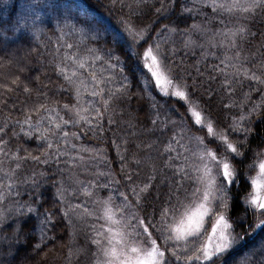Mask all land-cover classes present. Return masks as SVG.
I'll use <instances>...</instances> for the list:
<instances>
[{
  "label": "snow or ice",
  "instance_id": "1",
  "mask_svg": "<svg viewBox=\"0 0 264 264\" xmlns=\"http://www.w3.org/2000/svg\"><path fill=\"white\" fill-rule=\"evenodd\" d=\"M100 7L108 18L87 8L73 13L72 6L55 0H35L0 21V264H13L23 246L31 243L39 252L54 240L48 233L57 212L69 225L75 219L90 229L91 264H264V238L235 255L243 243L237 228L247 223L249 209L256 222L248 227L264 229V152L250 146L255 124L264 123V52L249 55L244 49L258 34L251 25L258 18L264 23V0H108ZM41 12L74 20L68 26L78 40L69 42L57 27L55 41L49 37L44 44L47 62L62 81L55 94L67 93L70 103H60L44 90L47 86L34 88L20 75L27 64L13 45L26 43L29 34L39 39ZM200 16L203 21L195 22ZM178 36L183 49L199 47L205 61H219L207 81L199 68L192 77L176 63ZM121 53L134 61L131 77ZM246 81L249 90L236 103L232 98ZM134 82L143 93L139 99L148 104L150 127L138 128L129 119L120 143L111 141L121 162L118 179L106 150L83 139L91 134L102 141L112 130L131 105ZM253 92L258 101H252ZM217 105L229 113L239 108V115H213ZM15 112L20 117L13 119ZM21 136L39 141L43 151L11 148ZM249 152L254 163L248 167L258 171L247 177L252 191L240 201L241 167ZM28 162L49 166L51 176L34 168L26 172ZM128 164L133 171L126 170ZM145 166L149 172L141 178ZM49 182L55 211H41ZM238 202L244 215L233 219L229 213ZM81 251L89 250L77 249L75 255ZM73 255L69 249V264Z\"/></svg>",
  "mask_w": 264,
  "mask_h": 264
},
{
  "label": "trees",
  "instance_id": "2",
  "mask_svg": "<svg viewBox=\"0 0 264 264\" xmlns=\"http://www.w3.org/2000/svg\"><path fill=\"white\" fill-rule=\"evenodd\" d=\"M34 2L35 0H0V21H7L10 17L14 18L22 11V5L32 4ZM55 2L72 6L73 13L77 12V10L80 8H87L89 12L108 18V12L106 11V9L104 7H100V5L102 4L106 5L108 0H99V3H97V0H55ZM127 11H128L127 9H124V12ZM119 15H120L119 10H116L112 13L111 15L112 24L114 25L117 24ZM41 16H44L45 18L43 20V23L38 22V26L42 29V31L37 34L39 36V39H36L31 34H29V40L26 43H17L13 45L14 48L19 49L18 56L22 59H25V62L27 64V70L23 73H20V75L22 79L24 77H29L30 80H26L25 82L26 83L30 82L31 86L34 88H41L43 86H47L44 88V90L48 91L49 95L53 96L54 99L59 100L60 103H70L71 102L70 97L67 93H64L62 95L55 94V89L57 85L62 83V81L56 77L52 67L47 62L46 56L49 49L45 48L44 44L48 41L49 37H51V39L55 41L56 36L59 35V32H56L54 35V30L57 29V27L62 29L67 34L65 36V39L69 40V42H72L73 40H78L79 39L78 35H73L71 28L68 26L74 23V20H72L71 18L65 20L62 15L60 17H56L53 15L45 16L44 12H41ZM203 19H204L203 16L197 17L195 18V22L198 23L202 22ZM147 22H150V20ZM192 22H193L192 19H188L187 21L188 24H191ZM185 26H186L185 23L181 21L180 27L183 28ZM213 27H220V25H213ZM251 27H252V31L257 32L258 34L255 37L250 38L249 41L244 43L245 52L249 55H251V53L257 52V49H259L261 52H264V48H260V45L264 43V23H261L258 18L257 21L251 25ZM16 35L18 36L19 33H17ZM3 38L4 37H0V39ZM15 38H16L15 36L7 37V39L9 40H14ZM176 40H177L176 47L178 48L177 55L175 56L176 63L182 64L184 67H186L192 77H196L198 75L196 69L199 68L204 73L203 79L207 81L209 73H212V65L218 64L219 61L213 59L212 57H209L207 61H205L202 50L199 47H194L192 49H183L180 43L181 38L178 36L176 37ZM37 52L41 53L42 55H38ZM217 54L219 55L220 53L217 52ZM121 59L126 60L125 74L131 77L133 71V63H134L133 59H127L122 53H121ZM257 59H259L258 56ZM218 83L219 80L213 82L212 87L217 88ZM248 83L249 82L247 81L245 82V86L243 89L237 88V92L235 96L232 98L233 100L236 101V103H240L241 100L243 99V93L249 90ZM132 93H133V99L128 110L124 113L122 117L121 116L116 117L117 123L112 127L111 131L105 132L102 141H106V143L91 137V134L89 135L88 138L83 139V143L85 145L100 146L106 150L108 158L111 160V168L113 172L117 175L118 179L120 178L121 162L117 157L116 149L112 146L111 141L115 139L117 143H120V137L125 134L124 121H127L129 119L134 118L138 128L150 127L147 121V114L149 112L148 104L145 100L139 99V96L143 95V93L141 92L140 88L137 87L135 82L133 83ZM259 98L260 96L258 93L256 92L252 93V101H258ZM20 99H23L22 95L20 96ZM84 99H89V98L85 96ZM157 100H159L161 104H164V100H162L159 96H157ZM226 102L229 101L226 100ZM250 104L251 101L249 102V106ZM246 110H247V106L245 108V111ZM239 112H240L239 108H233L231 110V113H229L228 110L222 109L221 106L217 105L213 115H220L222 119H226V117L229 114L239 115ZM129 113H131V116L129 115ZM109 115H111V112L109 113ZM18 117H20L19 112L13 113V119ZM254 131H255V135L250 138V146L252 149L253 147H255L254 143L259 142L264 137V123H260L258 121L254 126ZM9 135H11V132H9ZM18 146L21 147L22 149H27L28 152L33 154H39L41 151H43V146L40 145L39 141H37L36 139L25 140L22 136L19 140H13L12 143L10 144V147L13 149H15ZM252 154H253L252 152L247 153V157L244 160V162L248 159V157L251 158ZM141 155L144 154L142 153ZM247 161H250V159ZM24 167H25V171L28 173H30L31 170L34 168L36 172H45L49 176H51V172L49 171V166L43 164L33 165L31 162H28L25 164ZM51 168L52 170H54L55 165H52ZM126 170L133 171L134 166L128 164L126 165ZM148 172H149V168L145 166L140 173L141 178H143L145 174ZM250 173L251 171L244 176L246 180H248L247 177L250 176ZM81 178L83 179V177ZM157 183H159V179ZM242 184L245 187L247 186L246 181H242L241 185ZM241 189L242 186L240 187V192ZM121 190L123 191L125 189L121 188ZM43 191H44V196L42 197V200L44 201V205L41 211H43L45 208L55 211V207L52 199V195L55 189L51 187L50 182L43 189ZM101 195L106 196L107 193L104 192L101 193ZM23 199H27V196H24ZM76 202L78 201L73 200V203ZM116 202L117 203L120 202L119 198H117ZM89 207H91L90 204ZM244 207L245 206L242 205V203L240 202L234 204L229 215L233 219H235L237 216L244 215ZM150 210L151 209H149V211ZM246 219H247V223H245L242 228H237V231L243 234V243L240 245L235 255H239L240 253L247 251L248 249L252 248V246L257 245L258 242L262 238H264V229H257L255 232L251 231V233H248V230L245 229V226H247L248 224H250V222L252 223L253 220H255L251 216L250 209ZM55 220H56L55 227L52 228V230L48 233L49 235L54 236L55 239L50 240L46 244V246H44L42 250L39 252H33L31 243L21 247L19 251V255L16 257L13 264H69V259H68L69 249H71L74 253L70 264H91L90 253L95 249L91 247L87 242V235L91 234L90 229H87L79 221H76L75 219L73 220V224L69 225L68 221L62 218L60 212L56 213ZM207 223L209 224L211 223V221H207ZM205 227L206 230H208V226ZM30 228L31 225H28L25 230L27 231ZM6 234L9 236L11 235L10 228L7 229ZM73 234L75 235L73 236ZM36 235L38 237L39 232H37ZM77 249H82V250L88 249L89 251L87 255L85 254L84 251H81L80 254L77 256L75 255Z\"/></svg>",
  "mask_w": 264,
  "mask_h": 264
},
{
  "label": "rangeland",
  "instance_id": "3",
  "mask_svg": "<svg viewBox=\"0 0 264 264\" xmlns=\"http://www.w3.org/2000/svg\"><path fill=\"white\" fill-rule=\"evenodd\" d=\"M262 139H264V137H263ZM262 139H261L259 142L254 143L255 147H253V149H256L257 151L264 152V145H261V141H262ZM258 145H261V146L258 148V147H257ZM249 159H250V161H247V160H249ZM247 160H246L245 162L243 161V166H242V168H241L242 173H244V175L241 177V182H242V181H246V182H247V186L245 187V186H243V184H242V185L240 184V187L242 186V189H241V192H240V201H242V200H243V197L246 196V195H248V194L252 191L251 184H250V180H246V179L244 178V176L247 175L250 171H251L250 176H255V175L257 174V171H258V169H255V168H249V167H248V165L254 163V156H253V154L251 155V158L248 157ZM246 167H247V168H246ZM250 220H251V219H250ZM255 222H256V221L253 220V222H252V223L250 222V224H255ZM205 226H208L207 234H210V233H211V223L208 224V223L206 222V225H205ZM245 229L248 230V233H251V231H252V230L248 227V225L245 226ZM245 229H244V230H245Z\"/></svg>",
  "mask_w": 264,
  "mask_h": 264
}]
</instances>
